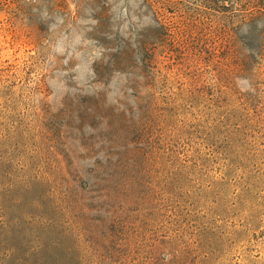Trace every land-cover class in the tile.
Masks as SVG:
<instances>
[{"label": "rangeland", "instance_id": "obj_1", "mask_svg": "<svg viewBox=\"0 0 264 264\" xmlns=\"http://www.w3.org/2000/svg\"><path fill=\"white\" fill-rule=\"evenodd\" d=\"M0 264H264V0H0Z\"/></svg>", "mask_w": 264, "mask_h": 264}, {"label": "trees", "instance_id": "obj_2", "mask_svg": "<svg viewBox=\"0 0 264 264\" xmlns=\"http://www.w3.org/2000/svg\"><path fill=\"white\" fill-rule=\"evenodd\" d=\"M237 133H238L237 129H234V130L230 131L228 133V135L226 136V139L231 140L233 142L234 140H236L235 136L237 135ZM226 150H227V152L223 153V155H224L223 156V160H224V162H226L224 164L225 172H226V170H228L231 167L230 165L234 164V161H237L239 157L241 158L239 149H235L234 150V149H230L229 148V149H226ZM222 173H224V172H222ZM241 189L243 191H246L245 187H241Z\"/></svg>", "mask_w": 264, "mask_h": 264}]
</instances>
